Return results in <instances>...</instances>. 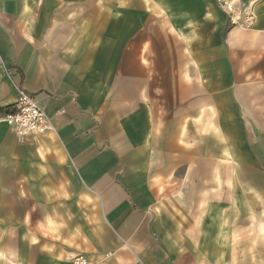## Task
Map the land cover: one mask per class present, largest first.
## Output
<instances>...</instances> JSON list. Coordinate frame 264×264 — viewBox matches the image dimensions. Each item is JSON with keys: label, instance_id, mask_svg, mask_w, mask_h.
<instances>
[{"label": "crops", "instance_id": "0c3cea01", "mask_svg": "<svg viewBox=\"0 0 264 264\" xmlns=\"http://www.w3.org/2000/svg\"><path fill=\"white\" fill-rule=\"evenodd\" d=\"M245 2L0 0V116L19 85L53 125L20 143L0 122L5 264H264V0Z\"/></svg>", "mask_w": 264, "mask_h": 264}, {"label": "built area", "instance_id": "2783aa9c", "mask_svg": "<svg viewBox=\"0 0 264 264\" xmlns=\"http://www.w3.org/2000/svg\"><path fill=\"white\" fill-rule=\"evenodd\" d=\"M17 93L15 107L9 113L0 116V122L7 124L16 134L20 143L36 135H44L53 129L51 119L36 97L19 85H14ZM74 264H87L81 258Z\"/></svg>", "mask_w": 264, "mask_h": 264}, {"label": "rangeland", "instance_id": "374dc122", "mask_svg": "<svg viewBox=\"0 0 264 264\" xmlns=\"http://www.w3.org/2000/svg\"><path fill=\"white\" fill-rule=\"evenodd\" d=\"M217 2V4L219 5V7L221 8L222 11L228 12L229 14H238L241 13L242 11L244 12L245 6H246V0H215ZM235 12V13H234ZM256 136H259V134L256 132L255 133ZM263 145V147H262ZM254 150L255 152H264V139L263 141H261V136H259V139L254 140ZM226 147H228V142L223 140V145L222 148L226 149ZM223 159H227L228 161V157L227 156H223ZM223 164L225 163V161L223 160L222 162ZM259 163L261 164V157H259ZM226 174H224L225 176ZM253 179L254 181H262L264 180V173L261 172H255L253 174ZM0 264H5L4 260L0 258Z\"/></svg>", "mask_w": 264, "mask_h": 264}]
</instances>
